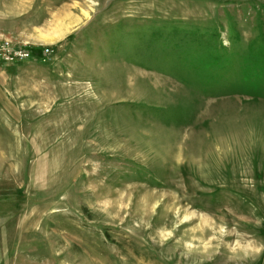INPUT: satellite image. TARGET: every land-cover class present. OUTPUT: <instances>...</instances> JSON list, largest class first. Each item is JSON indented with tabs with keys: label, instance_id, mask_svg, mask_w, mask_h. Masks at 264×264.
Wrapping results in <instances>:
<instances>
[{
	"label": "rangeland",
	"instance_id": "1",
	"mask_svg": "<svg viewBox=\"0 0 264 264\" xmlns=\"http://www.w3.org/2000/svg\"><path fill=\"white\" fill-rule=\"evenodd\" d=\"M6 264H264V0H0Z\"/></svg>",
	"mask_w": 264,
	"mask_h": 264
},
{
	"label": "built area",
	"instance_id": "2",
	"mask_svg": "<svg viewBox=\"0 0 264 264\" xmlns=\"http://www.w3.org/2000/svg\"><path fill=\"white\" fill-rule=\"evenodd\" d=\"M33 46L26 41H13L8 38L0 37V66L13 65L31 59L35 54ZM52 50L48 46H43L37 54L46 58Z\"/></svg>",
	"mask_w": 264,
	"mask_h": 264
},
{
	"label": "crops",
	"instance_id": "3",
	"mask_svg": "<svg viewBox=\"0 0 264 264\" xmlns=\"http://www.w3.org/2000/svg\"><path fill=\"white\" fill-rule=\"evenodd\" d=\"M6 257H5V255H4V257L1 259V257H0V264H6Z\"/></svg>",
	"mask_w": 264,
	"mask_h": 264
},
{
	"label": "trees",
	"instance_id": "4",
	"mask_svg": "<svg viewBox=\"0 0 264 264\" xmlns=\"http://www.w3.org/2000/svg\"><path fill=\"white\" fill-rule=\"evenodd\" d=\"M32 51H33V53H34V54H36V53H37V51L34 49V47H33Z\"/></svg>",
	"mask_w": 264,
	"mask_h": 264
}]
</instances>
